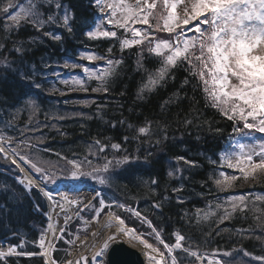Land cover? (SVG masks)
I'll list each match as a JSON object with an SVG mask.
<instances>
[{
	"label": "snow or ice",
	"instance_id": "snow-or-ice-1",
	"mask_svg": "<svg viewBox=\"0 0 264 264\" xmlns=\"http://www.w3.org/2000/svg\"><path fill=\"white\" fill-rule=\"evenodd\" d=\"M93 3L94 13L98 12L99 16H93V24L86 30V36L90 40L107 39L116 43L108 47L107 55L78 53L79 60L88 61L94 66L65 61L61 65L63 68L80 69L83 77L74 76L69 81L62 79L61 73L55 72L59 82L65 86L71 83V91L88 92L87 82L96 81V86L91 88L92 92L109 93L124 63L122 55L118 59L112 57L113 47L117 44L120 53L137 48L136 70L147 73L145 82L138 89L137 100H146L147 94L165 86L169 80H175L174 70L183 69L188 72L189 77L182 81L181 88L190 83L195 84L202 91L206 105L232 122V132L236 137L231 148L220 152L217 159L210 161L214 167L208 181L211 182L217 195L213 201L207 202L206 209L197 208L194 214L197 225H207L210 228L208 231L201 229L206 237L204 243L211 244L212 233L216 229H219L216 235L230 231L228 228L221 229L220 225L234 219L247 220L249 212L254 214V219L264 231V207H257V202L264 205V193H255L254 198L250 199L249 194L233 192L238 186V181H264V135H257L264 134V0H134V2L133 0H89L90 7ZM44 4L49 6L47 12L42 11ZM17 8L18 10H15ZM0 15H7L10 21L5 25L6 31L0 39H7L10 33L25 25H31L43 36L57 42L62 40V36L50 30L53 25L63 28L69 34L74 31V13L63 5L61 0H28L26 5H18L15 0H0ZM138 25L141 27H137ZM46 27L49 30L46 31ZM161 32L166 33L167 36L159 38L157 34ZM29 43H35V40ZM23 44L24 42L21 41L18 46L14 45L15 52L21 53V65H23ZM2 47L3 43H0V48ZM145 51L158 63L154 71H149L144 65ZM97 61H103L104 66L95 64ZM0 65L11 67L6 57L0 59ZM47 66L51 67V65ZM14 71L19 74L21 81H26L36 89L44 90L42 83L37 80L36 70L20 67ZM53 91H59L61 95L67 94L59 89ZM120 94L124 95L123 92ZM172 95L175 100L171 98L165 100L161 104L162 109H166L169 103H178L181 99L178 92ZM25 97L24 105L29 112L27 123L30 125L25 131L41 132L40 123L38 121L33 123V118L38 116L41 106L28 94H25ZM83 105L88 107L90 102L84 101ZM98 107L102 109L103 105ZM73 116L92 118L85 113H74ZM70 118L73 117L62 113L51 114V119L55 121ZM185 122L189 125L193 123L191 119ZM111 126L115 127V124ZM127 126L132 130V135H125L122 143L105 144L100 139H94V146L88 147L82 159H70L57 153L63 164H54L41 158L37 150V145L43 143L41 137H35L36 142L33 143L32 138L26 136L24 131L16 137L0 134V154H3L11 164L16 165L20 172H25V169L18 160L28 164L40 177L37 181L25 176L19 182L24 184L29 192L33 188L39 189L51 202V213L57 215L64 213L63 225L58 230L56 227L58 221L49 223L47 233L39 237L38 246L41 250L39 253L18 251L16 247H9L7 251L0 250V264H7L8 258L13 256L36 255L44 257L45 264H59L53 254L58 251L56 245L60 241L69 245L66 252L71 256V246L81 240L79 229L75 233H69L71 239L64 235L68 230V222L73 218L72 215H68L73 206L75 208L73 214L77 217H80V213L85 209L93 211V220L97 224L101 213L105 209L108 211L105 223L100 226L99 231L89 233L87 226L90 222L84 221L85 237L78 247L88 249L89 254L81 253L75 261L68 259L64 264H123L121 261L113 260L112 256L118 251V246L125 244L133 249L140 248V255L144 258L145 264H239L237 258L233 257L236 249L223 252L217 249L210 254L203 253L198 243L187 240L179 231L173 233L174 243L166 242L162 236L163 229L157 230L153 222L143 216L139 210L117 203L116 208L130 213L129 217L121 218L116 211H113V205L106 201L102 190L93 189L90 194H86L79 188L85 180L101 186H110L113 174L118 170L135 177L150 164L149 158L153 153L151 151L141 153L143 143L152 144L153 137L156 136L152 123L146 122L138 128L131 123ZM44 127L55 128L61 135L66 134L60 132L53 123H45ZM216 131L221 130L216 129ZM164 140H167L166 134L156 138L154 145H160ZM133 141L136 146L130 149L128 145ZM109 148L112 150L111 154L107 152ZM89 157H96L103 163L94 162ZM177 159L183 160L191 167H198L194 161L183 157ZM224 169L232 171L229 173ZM180 171L179 168L176 169V172ZM168 176L174 177V172L169 171ZM143 183L149 191H154L153 186L158 182L156 179H151L150 183L149 181ZM48 184L57 186L59 199L52 191L45 189ZM61 184L64 185L63 188L60 187ZM70 191H74V194L70 195ZM173 191H182V187ZM209 191L211 192V189ZM219 193L230 194L221 200ZM167 199L168 197L163 198V200ZM93 200H96L97 204H93ZM163 200L155 203L153 207L162 210ZM179 203H184L182 198L179 199ZM51 213L50 221L53 220ZM257 213L259 215H256ZM187 215L185 213V216ZM132 217L140 224H146L151 231L146 233L126 222V219L131 221ZM80 219L83 220V217ZM236 231L242 234L244 230ZM89 237L92 239L91 244L88 243ZM148 237H152L154 242H150ZM160 246H163V250ZM177 253L183 254V259ZM243 256H250V260L245 261L244 264H251L252 261L264 264V254L256 256L244 251ZM224 257L232 259H223Z\"/></svg>",
	"mask_w": 264,
	"mask_h": 264
},
{
	"label": "trees",
	"instance_id": "trees-1",
	"mask_svg": "<svg viewBox=\"0 0 264 264\" xmlns=\"http://www.w3.org/2000/svg\"><path fill=\"white\" fill-rule=\"evenodd\" d=\"M15 2L18 5H26L28 0H15ZM61 3L75 16L72 34L56 25L51 27V31L62 36L61 41L57 42L43 36L31 25L22 26L19 30L10 33L7 39H0V43H3V47L0 48V59L6 57L11 66L0 65V134L16 137L24 131L26 136L32 138L33 143L36 142L35 137H41L43 143L37 145L41 158L54 164H63L60 156L82 159L88 147L93 145L94 139H100L105 144L122 143L125 135H132V130L127 126L129 123L138 128L146 122H151L156 136L153 137L152 144L143 143L141 153L145 151L153 153L149 158L148 166L135 177L118 170L113 174L110 186H101L90 180L84 182L100 187L107 202L118 201L138 209L143 216L153 222L157 230L163 229L162 236L166 242L174 243L173 233L179 231L187 240L198 243L203 253L210 254L217 249L220 252L236 249L233 257L237 258L239 264L250 260V256H243L244 251L256 256L264 254V231L254 219L252 212L248 213L247 220L234 219L220 225L221 229L228 228L230 231L216 235L219 229L214 230L210 245L204 243L206 237L201 231L202 228L203 231H208L210 228L195 223L196 209H206L207 202L213 201L217 195L211 182L208 181L214 167L210 161L217 159L233 132L232 122L206 105L202 91L195 84L190 83L181 88L182 81L189 77L188 72L183 69L174 70L175 80H169L165 86L147 94V99L143 101L137 100L136 95L141 84L145 82L147 73L136 70L137 48L120 53L118 44L113 47L112 57L118 59L122 55L124 63L109 93L92 92L91 88L96 86L95 82L88 84V92L71 91V83L65 86L59 80L43 77L39 73L40 69L45 68L43 63L49 60L55 62V65H62L65 61L72 62L75 55L85 50L98 55H107L108 47L116 43L107 39L90 40L86 36V30L93 24V16H99L98 12L94 13V3L91 7L89 0H61ZM48 7L44 4L42 11L47 12ZM51 7L55 11L54 5ZM8 23L10 21L7 15H0V38L4 36L5 25ZM45 30L49 29L46 27ZM157 36L163 38L167 34L161 32ZM33 39L35 43H29ZM21 41L24 42L23 65H21V53L14 50V45L18 46ZM144 56L145 67L149 71H154L158 67L157 61L149 56L147 51L144 52ZM20 67L36 70L37 80L42 83L44 90L36 89L26 81H21L19 74L14 71ZM47 68L51 71L53 67ZM54 89L67 94L61 95L59 91H53ZM121 92L124 95H121ZM174 92L180 94L179 102L169 103L166 109H162L161 104L165 100L170 98L175 100L172 95ZM25 94L36 99L41 106L40 113L33 118V123L37 121L40 123L41 132L25 131L30 127L27 123L29 112L24 105ZM192 97L195 99L193 100ZM84 101H89L90 106L85 107ZM92 101L95 103H91ZM100 105H103L102 109L98 107ZM52 113H62L73 118L55 121L51 119ZM74 113H85L92 118L74 117ZM187 119H191L193 123L187 124L185 122ZM45 123L56 124L60 132L66 134L61 135L55 128L44 127ZM112 124H115V127H112ZM216 129L221 131L217 132ZM163 134L167 135V140L162 141L160 145H154V140ZM135 146L134 141L128 145L130 149H134ZM107 152L111 154L112 150L109 148ZM179 157L194 161L198 167L185 164L183 160L177 159ZM89 159L103 163L96 157ZM177 168L181 171L176 172ZM224 170L229 173L232 171ZM169 171L174 172V177L168 176ZM19 175V169L0 154V241L12 240L18 243L22 239H27L35 243L47 224L45 204L36 190L29 192L19 183L17 179ZM151 179H156L158 182L153 186L154 191H149L143 183L144 181L150 183ZM237 185L233 192L249 194L250 199L254 198L255 193H264V181H238ZM180 187L182 191H173ZM229 194L219 193V198L224 200ZM164 197L168 199L163 200ZM181 198L184 203H179ZM161 200H163L162 210L154 208L153 205ZM92 203L97 204V201ZM257 207L264 205L257 202ZM114 210L122 218L130 216V213L123 209L114 208ZM185 213L188 215L185 216ZM93 216L94 212L89 209H85L81 214L86 220H92ZM126 222L137 226L139 230L151 231L134 217L131 221L126 219ZM83 226L82 221H76L65 232V237L71 239L69 233H75ZM237 229L244 231L240 234L237 233ZM68 248L67 244L60 241L57 246L58 251L54 254L55 259L60 262L67 260ZM27 250L38 251L31 245H27ZM177 255L183 259V254L177 253ZM7 264H45V260L41 257L8 258ZM251 264H259V262L252 261Z\"/></svg>",
	"mask_w": 264,
	"mask_h": 264
},
{
	"label": "rangeland",
	"instance_id": "rangeland-1",
	"mask_svg": "<svg viewBox=\"0 0 264 264\" xmlns=\"http://www.w3.org/2000/svg\"><path fill=\"white\" fill-rule=\"evenodd\" d=\"M133 2H134V0H133ZM107 27V26H106ZM137 27H141V26H137ZM85 53H93V52H90V51H84ZM96 54V53H95ZM72 62H78V63H81V64H84V65H86V66H94V65H90L89 64V62L88 61H81V60H79L78 59V55H76L75 56V59L72 61ZM95 64H98V65H100L101 67H103L104 66V62L103 61H97V62H95ZM43 65L45 66V68H43V69H40L39 71V73L43 76V77H46V78H54V79H56V80H58V78L56 77V75L54 74L55 72H59V73H61V78L62 79H68L69 81L71 80V78L72 77H74V76H77V77H83V73H82V71L80 70V69H77V70H69V69H65V68H63L60 64H57V65H55V62H53V61H51V60H49L48 62H46V63H43ZM47 65H51V67H53L52 68V70L51 71H48L47 69ZM92 82H95L96 84H97V82L96 81H90V82H87L88 84H90V83H92ZM257 135H264V134H257ZM236 139V137H234V138H232L231 140H230V142L228 143V148L226 149V151L229 149V148H231L232 147V144L234 143V140ZM31 170V169H30ZM31 171H33V170H31ZM33 173H35L34 171H33ZM36 174V173H35ZM37 176H39L38 174H36ZM25 178V175H23V176H19V180H22V179H24ZM83 183H85V182H83ZM48 186L51 188V189H54V190H58V188H57V186L56 185H52V184H48ZM60 187L61 188H63L64 187V185L63 184H61L60 185ZM81 187H88V186H85V184H81V185H79V188H81ZM45 205H46V201H45ZM116 205V204H115ZM84 220V219H83ZM84 229V227L82 228V230ZM90 229H91V227L88 225L87 226V230H88V232H90ZM144 232H150V231H146V230H143ZM149 238V241L150 242H154L153 241V239H152V237H148ZM77 243V242H76ZM72 247V249H71V252H72V254L74 253V251H75V247H76V244L75 245H73V246H71ZM161 247V249L163 250V246H160ZM69 249V248H68Z\"/></svg>",
	"mask_w": 264,
	"mask_h": 264
},
{
	"label": "bare ground",
	"instance_id": "bare-ground-1",
	"mask_svg": "<svg viewBox=\"0 0 264 264\" xmlns=\"http://www.w3.org/2000/svg\"><path fill=\"white\" fill-rule=\"evenodd\" d=\"M18 163H20L21 164V166L25 169V172H23L24 173V175L25 176H29L30 178H32V179H34V180H37V181H39L34 175H32L29 171H28V169L18 160ZM37 189V188H36ZM45 189L46 190H49V191H52L51 189H49L48 187H46L45 186ZM39 190V189H38ZM82 191H85L86 192V194H90L91 193V191H88L87 189H81ZM53 192V191H52ZM71 194H74V191H70V195ZM53 195L54 196H56V198L57 199H59V191L58 192H53ZM45 197V196H44ZM45 199H46V202H47V205H48V209H49V212H48V216H49V214L51 213V208H50V201H48L47 200V198L45 197ZM57 212L59 213V209H57ZM75 212V208H74V206L72 207V209L68 212V215H72L73 217H76L73 213ZM52 214V216H53V220H49L50 221V223H55V222H57V221H55L56 220V213H51ZM60 215H59V217H62V215L64 214V213H59ZM105 218H106V216H104L103 218H101V219H99V224H97L95 221H93V222H91L89 225H90V227H91V229H90V232L91 231H99L100 230V226H102L104 223H105ZM56 227H57V230L61 227V225H59V224H57L56 223ZM89 232V233H90ZM47 233V232H46ZM84 237L85 236H83V237H81V240L80 241H77V243H76V247H75V251H74V253L72 254V257H71V260H73V261H75L76 259H78L79 258V256L81 255V253H83L84 255H88L89 254V251H88V249H86V248H80V247H78L82 242H83V240H84ZM88 243L89 244H91L92 243V239L89 237L88 238ZM137 249H139L140 251H141V249L140 248H137Z\"/></svg>",
	"mask_w": 264,
	"mask_h": 264
},
{
	"label": "water",
	"instance_id": "water-1",
	"mask_svg": "<svg viewBox=\"0 0 264 264\" xmlns=\"http://www.w3.org/2000/svg\"><path fill=\"white\" fill-rule=\"evenodd\" d=\"M26 164V163H24ZM73 219V218H72ZM56 221H58L59 225H63L64 222V214L62 217H57ZM70 220L68 223H70ZM113 260H118L123 262V264H145L144 258L140 255V251L138 249H133L127 244L118 246V251L113 254Z\"/></svg>",
	"mask_w": 264,
	"mask_h": 264
}]
</instances>
